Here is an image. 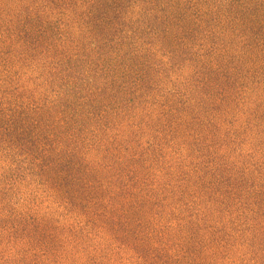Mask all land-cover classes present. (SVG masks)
Here are the masks:
<instances>
[{"label": "rangeland", "instance_id": "1", "mask_svg": "<svg viewBox=\"0 0 264 264\" xmlns=\"http://www.w3.org/2000/svg\"><path fill=\"white\" fill-rule=\"evenodd\" d=\"M0 264H264V0H0Z\"/></svg>", "mask_w": 264, "mask_h": 264}]
</instances>
